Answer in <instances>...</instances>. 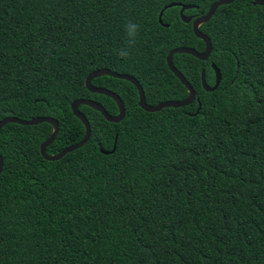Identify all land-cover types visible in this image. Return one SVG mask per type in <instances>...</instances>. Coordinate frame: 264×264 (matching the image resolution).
<instances>
[{
  "label": "trees",
  "instance_id": "1",
  "mask_svg": "<svg viewBox=\"0 0 264 264\" xmlns=\"http://www.w3.org/2000/svg\"><path fill=\"white\" fill-rule=\"evenodd\" d=\"M217 1L0 0V120L54 118L55 155L84 137L73 101L118 114L85 88L93 71L133 77L150 106L185 99L166 57L205 46L178 7L164 8L192 5L184 14L198 18ZM128 22L140 31L124 60ZM199 30L209 59L173 56L191 105L147 113L131 83L104 76L92 85L119 96L124 119L80 106L91 136L62 159L40 155L50 124L0 130V264H264V6L235 0ZM211 64L221 82L206 92Z\"/></svg>",
  "mask_w": 264,
  "mask_h": 264
},
{
  "label": "water",
  "instance_id": "2",
  "mask_svg": "<svg viewBox=\"0 0 264 264\" xmlns=\"http://www.w3.org/2000/svg\"><path fill=\"white\" fill-rule=\"evenodd\" d=\"M234 1L235 0H218L217 2H215L214 4H212L210 6V8L208 9L206 14H203L201 17H199L193 21V23H192L193 34L196 38L200 39L204 43V46H205V48L202 52H198V51L194 50L193 48L181 47V48H175L168 53V55L166 57L167 67L171 71V73L180 81L181 85L186 88L188 95L185 99L180 100V101L161 102V103L154 105V106L147 105L146 101H145L143 89L141 88L139 83L133 77L128 76V75H123V74H117V73L111 72L108 69H99V70L91 72L86 77L85 88L92 94L103 95V96H106V97L112 99L118 108V114L116 116L109 115L105 111V109L101 106L100 103L93 101V100L78 99V100L73 101L70 105L71 112H72L73 116L76 117L82 123V125L84 126V129H85L84 137L82 138V140L79 143L72 145L70 147H67L66 149L60 151L59 153H57L55 155L47 154L46 149L53 143V141L55 140L56 135L58 134V131H59V125H58L57 120H55L54 118H50V117H38V118H33L31 120H20V119L15 118V117H6V118L0 120V130L4 126H6L7 124H17V125H21V126H36V125H39L42 123L50 124L52 126V132H51L49 138L44 143L41 144L40 155L42 156V158L45 161H48V162H54V161H58V160L62 159L66 154L71 153V152L81 148L82 146H84L88 142V140L91 136L90 124H89L87 118L85 117V115L79 111L80 106H86V107H89V108L99 112L104 117V119L109 123L117 124L124 119L125 107H124L123 102L119 98V96H117L115 93H113L109 90L99 88V87H94L92 85V81L94 79L99 78V77H104V76L123 80V81H127V82L131 83L136 88L137 93H138V106L143 111H145L147 113H156V112L161 111L164 108H181V107H186V106L191 105L192 103H194L196 101L195 91L190 86V84L186 81L185 77L174 67L173 56L176 54H187V55L194 57L195 59H197L199 61H202V62L207 61L211 55V52H212V45H211L209 38L205 34H203L199 30V28L202 24L207 23L213 17V15L215 14L218 7H220L222 5L231 4ZM252 5L253 6H264V0H252ZM170 7H179L180 8L179 15H180L181 21L183 23L188 24L192 20L191 17H185L183 15V13H184V11L194 9L195 6L181 5L178 3H174V4L166 6L164 8V10L167 8H170ZM162 13H163V11H161L160 15H159V23H161V24H162V21H161ZM163 26L168 27V25H163ZM211 69L214 71V74H215L214 85L212 87L208 86L206 83L205 71L204 70L201 71V83H202L203 89L206 92L215 91L221 82V74H220V71L217 69V67L214 64H211ZM199 110H200V105H198V108L196 110L195 115L199 112ZM115 139H116V137H115ZM113 151H114V148L111 152H113ZM101 153L107 154V152H103V151H101ZM2 170H3V159L0 156V174H1Z\"/></svg>",
  "mask_w": 264,
  "mask_h": 264
},
{
  "label": "clouds",
  "instance_id": "3",
  "mask_svg": "<svg viewBox=\"0 0 264 264\" xmlns=\"http://www.w3.org/2000/svg\"><path fill=\"white\" fill-rule=\"evenodd\" d=\"M124 31L126 37L125 42L124 45L119 48L117 55L121 59L126 60L131 55V48L136 44L140 31V25L133 22H128L124 25Z\"/></svg>",
  "mask_w": 264,
  "mask_h": 264
},
{
  "label": "flooded vegetation",
  "instance_id": "4",
  "mask_svg": "<svg viewBox=\"0 0 264 264\" xmlns=\"http://www.w3.org/2000/svg\"><path fill=\"white\" fill-rule=\"evenodd\" d=\"M179 8V7H178ZM179 10H180V8H179ZM188 11V10H187ZM184 12H186V11H184ZM178 14H179V11H178ZM183 15L185 16V17H191L192 18V20L188 23V24H191V28H192V23H193V21L195 20V19H197V18H194V16H192V15H185L184 13H183ZM202 16V15H201ZM200 16V17H201ZM179 17H180V15H179ZM199 18V17H198ZM181 19V18H180ZM163 25H165V24H163Z\"/></svg>",
  "mask_w": 264,
  "mask_h": 264
}]
</instances>
